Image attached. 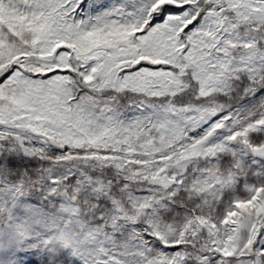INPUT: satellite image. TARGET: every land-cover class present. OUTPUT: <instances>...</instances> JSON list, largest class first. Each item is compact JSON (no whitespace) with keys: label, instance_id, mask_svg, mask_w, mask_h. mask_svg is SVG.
Listing matches in <instances>:
<instances>
[{"label":"snow or ice","instance_id":"6c2138e0","mask_svg":"<svg viewBox=\"0 0 264 264\" xmlns=\"http://www.w3.org/2000/svg\"><path fill=\"white\" fill-rule=\"evenodd\" d=\"M0 264H264V0H0Z\"/></svg>","mask_w":264,"mask_h":264}]
</instances>
